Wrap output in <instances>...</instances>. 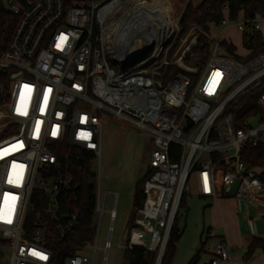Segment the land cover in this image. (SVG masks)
Listing matches in <instances>:
<instances>
[{
	"label": "built area",
	"instance_id": "obj_1",
	"mask_svg": "<svg viewBox=\"0 0 264 264\" xmlns=\"http://www.w3.org/2000/svg\"><path fill=\"white\" fill-rule=\"evenodd\" d=\"M182 16L171 0H0V136L8 135L0 138V264H50L55 248L67 247L79 230L81 213L66 205L76 185L61 151L93 154L94 214L106 213L100 171L108 115L153 138L144 203L119 248L164 254L192 177L200 197L235 200L248 223L256 220L252 211L264 210V166L244 159L248 147L264 145V56L237 60L210 33L209 59L189 66L202 31L193 28L171 55ZM263 26L264 16H226L211 29L264 40ZM218 53L240 66L236 79L224 57L214 60ZM169 66L183 73L165 80ZM255 95L260 115L236 128L234 108ZM118 200L115 194L106 253ZM91 248L63 264H94L86 256ZM233 253L227 239L219 240L210 264H244Z\"/></svg>",
	"mask_w": 264,
	"mask_h": 264
},
{
	"label": "rangeland",
	"instance_id": "obj_2",
	"mask_svg": "<svg viewBox=\"0 0 264 264\" xmlns=\"http://www.w3.org/2000/svg\"><path fill=\"white\" fill-rule=\"evenodd\" d=\"M191 2L199 4L201 0H186L185 5ZM220 34V30H215L212 35L216 39L215 37ZM220 39L223 41L228 39L237 48V53L241 57L248 55L243 49V33L240 30L229 29L226 33L224 30ZM108 62L112 68L119 71L113 59L108 58ZM187 65L193 66L188 63ZM243 104L241 102L234 110L244 109ZM6 136L8 135L0 138ZM152 144L153 138L149 133L141 131L128 121L116 119L111 115L105 118L102 131L100 198L106 213L103 217L99 213L96 214L95 239L90 244L92 248L86 253L88 259H94V264H129L127 250L119 248V245L120 243L125 245L128 240V230L134 219L135 186L147 172ZM92 167L97 173L98 185V161H95ZM115 194L119 195L117 218L111 249L106 253L104 247L109 239L111 227L109 212L114 208ZM250 216L256 220L248 223L245 213L239 210L233 199L211 200L200 197L195 179L192 177L175 223L180 239L175 244L176 251L171 264H191L197 255H199L197 264H210L212 250L222 239H228L233 245L235 256H243L240 249L241 234L264 238V210L252 211ZM97 234L100 250L95 253ZM246 264H264V251L256 250Z\"/></svg>",
	"mask_w": 264,
	"mask_h": 264
},
{
	"label": "trees",
	"instance_id": "obj_3",
	"mask_svg": "<svg viewBox=\"0 0 264 264\" xmlns=\"http://www.w3.org/2000/svg\"><path fill=\"white\" fill-rule=\"evenodd\" d=\"M178 14L183 12L180 22L179 41L171 52L179 45L181 39L188 36L193 28H199L202 32L198 36V46L193 50L194 58H187L186 62L193 66H200L209 59L213 50L215 40L210 38L212 26H218L221 21L228 18L236 22L241 16L245 18H255L256 16H264V3L256 0H201L199 4L194 2L186 4V0H171ZM243 49L248 55L241 57L237 53V48L229 41H221V47L235 59L247 62L256 56H264V40L260 34H245L243 36ZM226 65L231 73H234L231 79H236L239 76L238 64L226 58ZM226 66V67H227ZM183 71L176 66H169L163 69V79L167 80L175 75L182 74ZM244 109L240 111L234 110L235 127L244 128L245 120L260 115L261 111L257 105V96H250L243 100ZM80 155L81 160L77 161L73 157ZM244 159L251 166H264V145L257 148L248 147L244 154ZM62 167L74 177L76 188L70 199L66 202L68 210H78L82 217V223L79 230L75 233L71 243L67 247L58 246L55 248L56 256L50 264H63L67 256L76 254L81 251L86 245L91 244L95 239V205H96V190H95V174L92 171L90 160L93 154L86 151L69 150L57 153ZM69 156V157H68ZM150 170L147 169L146 174L136 183L134 194V219L137 216L144 203V184L149 178ZM184 204V198L181 206ZM40 208L35 206L34 213ZM133 219V220H134ZM180 239V233L173 228L167 248L163 255L161 264H171L175 256L176 242ZM256 250L264 251V240L256 239L251 244L248 250V258H250ZM129 264H157L158 255L147 251L141 247H134L132 250H127ZM199 255H197L191 264H197Z\"/></svg>",
	"mask_w": 264,
	"mask_h": 264
},
{
	"label": "crops",
	"instance_id": "obj_4",
	"mask_svg": "<svg viewBox=\"0 0 264 264\" xmlns=\"http://www.w3.org/2000/svg\"><path fill=\"white\" fill-rule=\"evenodd\" d=\"M215 30H217V29H215V28H213V29H211V36L213 37V32L215 31ZM229 31V29H226L225 30V33L226 32H228ZM223 34H224V32H223ZM223 34H220L218 37H215L216 39H218V38H221L222 36H223ZM263 36H264V27H263ZM225 40H227L228 41V39H225ZM207 199H210V198H207ZM211 200H213V199H211ZM237 203V202H236ZM237 206L239 207V204L237 203ZM243 212L244 213H246L247 212V210H243ZM256 239H261V240H264V238L262 239L261 238V236L260 237H251L250 235H245V234H241V236H240V245H241V247H240V249L242 250V253H243V256H235V254H234V256H233V259L235 260V261H237V262H240V263H246V262H248L249 260H250V258H248V256H247V252H248V250H249V247L251 246V244L254 242V240H256ZM228 240V239H227ZM229 242V241H228ZM229 244H230V242H229ZM230 246L233 248V250H234V247H233V245H231L230 244ZM235 252V251H234ZM212 256V255H211ZM247 256V257H246ZM245 258H247V260L245 259ZM211 260H212V257H211Z\"/></svg>",
	"mask_w": 264,
	"mask_h": 264
},
{
	"label": "bare ground",
	"instance_id": "obj_5",
	"mask_svg": "<svg viewBox=\"0 0 264 264\" xmlns=\"http://www.w3.org/2000/svg\"><path fill=\"white\" fill-rule=\"evenodd\" d=\"M170 16H171V19H172V20H171V23H172V25L174 26L175 21L173 20V13H172L171 9H170ZM223 57L226 59V57L224 56V54H222V53H218V55H216V56L214 57V60H215V61H218L220 58H223ZM225 59H224V61H225ZM226 61H227V59H226ZM163 255H164V254H161V255L159 256V260H158L157 264H161V263H162Z\"/></svg>",
	"mask_w": 264,
	"mask_h": 264
},
{
	"label": "water",
	"instance_id": "obj_6",
	"mask_svg": "<svg viewBox=\"0 0 264 264\" xmlns=\"http://www.w3.org/2000/svg\"><path fill=\"white\" fill-rule=\"evenodd\" d=\"M132 57H133V59H137L138 58V54L134 52V54H132ZM158 260H159V257H158ZM158 260H157V262H158Z\"/></svg>",
	"mask_w": 264,
	"mask_h": 264
}]
</instances>
